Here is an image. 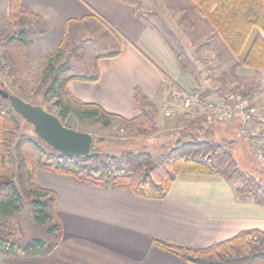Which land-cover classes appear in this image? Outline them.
<instances>
[{
  "label": "trees",
  "instance_id": "1",
  "mask_svg": "<svg viewBox=\"0 0 264 264\" xmlns=\"http://www.w3.org/2000/svg\"><path fill=\"white\" fill-rule=\"evenodd\" d=\"M122 1L135 7L141 5L140 0ZM192 2L193 8L209 20L236 55L242 53L251 32L256 28V37L246 55L241 58L240 64L264 69V0H192ZM9 20L17 22L20 26L14 34L7 36L3 43L2 59L0 58V72L6 74L16 92L9 89L4 82L0 83H4L11 93L33 104L42 105L45 101H53L58 108L55 114L67 126L66 119L75 114L81 120L98 122L106 128L125 129L140 138L158 133L155 116L159 113V108L138 87L134 90V99L141 108V113L134 118L111 113L99 104L81 101L69 92L67 84L70 80L97 81L100 73L95 63L93 73L68 74L70 67L61 62L71 54V47L66 44L67 33L56 49L40 58V70L35 73L25 50L35 35L48 30V24L40 15L25 8L20 0H11ZM0 35L4 36V32H0ZM1 39L0 37V41ZM174 53L181 69L192 75L188 55L176 49ZM118 54L119 51L109 56L114 57ZM166 81H171L168 76H165L163 86L182 91L176 83L171 81L166 85ZM212 86L216 96L220 98H225L229 93L239 92L243 96L249 94V89L236 91L220 86L215 78L212 80ZM3 99L10 103L8 99ZM227 104L233 105L231 102ZM19 117L22 118L13 110L11 104L9 108L0 105L2 254L48 255L62 240L63 224L57 211V194L38 185L35 173L39 169L72 177L80 183L126 188L139 197L151 199L167 198L173 183L181 173L219 174L227 179L236 177L243 181V185L237 188L238 194L250 195L257 203L264 205V185L251 172L239 168V163L230 150V146L236 141L213 139L214 126L219 128V125H223L220 127L222 129L238 123L240 132L241 124L237 117L227 123H210L203 118H190L187 126L169 134L171 136L169 144L165 146L167 152L160 159L155 158L151 152L143 151H123L120 155L105 154L101 147V149L97 147L95 139L88 156L62 155L43 140L40 142L33 139H17L12 128H17ZM99 142L106 143L107 140L101 138ZM24 200L32 205L35 221L41 225H48L47 238L27 240L22 235L20 227L12 222V216L21 211ZM155 244L193 264H264V231L258 229L241 231L207 248L178 245L161 239H156Z\"/></svg>",
  "mask_w": 264,
  "mask_h": 264
},
{
  "label": "crops",
  "instance_id": "2",
  "mask_svg": "<svg viewBox=\"0 0 264 264\" xmlns=\"http://www.w3.org/2000/svg\"><path fill=\"white\" fill-rule=\"evenodd\" d=\"M20 1L48 24V30L35 35L26 47L29 59L38 60L56 49L71 26L76 32L88 24L121 33L120 48L95 59L100 73L97 81L68 82L75 98L134 118L141 113L134 99L137 87L158 108L162 93L175 90L163 86L165 76L180 92L198 90L191 75L179 66L175 46L147 14H139L144 11L138 7L122 0ZM10 3L0 0V15L9 17ZM117 51V56H109ZM251 72L262 85L257 94L249 91L254 101L264 97V69L247 73ZM259 120L264 121V116ZM36 179L39 186L57 194L62 240L48 255L0 253V264H193L160 248L155 240L207 248L244 230L264 231V205L250 195L238 194L241 183L219 174L181 173L165 199L139 197L126 188L80 183L41 169L36 171Z\"/></svg>",
  "mask_w": 264,
  "mask_h": 264
},
{
  "label": "rangeland",
  "instance_id": "3",
  "mask_svg": "<svg viewBox=\"0 0 264 264\" xmlns=\"http://www.w3.org/2000/svg\"><path fill=\"white\" fill-rule=\"evenodd\" d=\"M193 7L192 0H143L138 8L144 11L145 13H143L147 14L148 18L159 27L177 51H184L188 55L193 73L191 77L198 85L195 89L214 96L213 92L215 93V91L212 80L215 78L220 86L228 88L231 86L230 89L236 91L249 89L251 93L254 91L257 94L260 87H262L261 81L256 74L252 75L255 72L247 73L248 71H256V69L240 64L241 58L246 55L256 37L257 29L255 28L251 32L242 53L236 55L216 32L209 20ZM19 27L17 22H11L9 17L0 15V32H4V36L0 35L2 38L0 41L1 59L4 50L3 43L7 40V36L14 34ZM98 29L96 26H88V24L82 26L78 32L74 31L72 26L69 28L66 44L71 47V54L61 61L70 67L68 74L87 75L93 73L95 72V59L99 55L111 53L120 48L121 33L115 29ZM27 59L34 72L37 73L40 70V59H29L28 57ZM248 68L250 70H245ZM0 81L16 92L5 73L0 72ZM250 92L246 96L249 99ZM170 99L171 93L165 90L162 93L159 113L155 116L159 131L155 135L144 138L137 137L133 132L125 129L106 128L98 122L81 120L75 114H71L66 119V123L76 130L90 132L96 140L97 147H101L105 154L120 155L123 151H143L151 152L155 158L160 159L167 152L165 146L169 144L168 141L171 137L169 134L187 125L189 121L187 112L182 110L177 111L174 116L166 115ZM27 100H30V98H27ZM251 101L258 109V118L264 116V97L260 95L259 99ZM43 104L52 112H58V108L53 104V101H45ZM0 105L4 108L10 107V103L1 97ZM17 119V128H12L17 139L42 141L35 134L31 124L23 118L19 117ZM221 126L223 125H219V128L214 126L213 139L218 141L223 139L235 140L236 142L230 146V150L239 163V168L251 172L264 185V171L258 165L250 139L239 133L238 123L228 125V128L221 129ZM101 138L106 139L107 142H99ZM234 179L237 182L239 181L241 186L243 185V181L236 177ZM11 220L20 227L22 235L27 240L48 237V225H41L35 221L32 205L26 200L23 201L21 211L13 215Z\"/></svg>",
  "mask_w": 264,
  "mask_h": 264
},
{
  "label": "built area",
  "instance_id": "4",
  "mask_svg": "<svg viewBox=\"0 0 264 264\" xmlns=\"http://www.w3.org/2000/svg\"><path fill=\"white\" fill-rule=\"evenodd\" d=\"M170 93L167 116H174L177 111L182 110L190 118H203L210 123H227L237 117L241 124V135L250 139L258 165L264 170V121L259 120L258 109L248 97L238 93L220 98L200 90H174ZM227 102L233 105L230 106Z\"/></svg>",
  "mask_w": 264,
  "mask_h": 264
},
{
  "label": "water",
  "instance_id": "5",
  "mask_svg": "<svg viewBox=\"0 0 264 264\" xmlns=\"http://www.w3.org/2000/svg\"><path fill=\"white\" fill-rule=\"evenodd\" d=\"M0 96L10 101L13 110L31 124L35 134L55 151L73 157L91 153L94 136L90 132L65 125L57 114L11 93L4 83H0Z\"/></svg>",
  "mask_w": 264,
  "mask_h": 264
}]
</instances>
